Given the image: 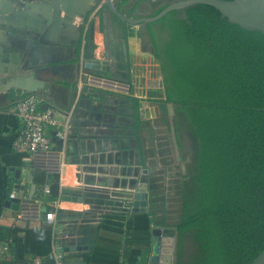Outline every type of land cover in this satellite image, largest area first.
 <instances>
[{
	"label": "crops",
	"instance_id": "1",
	"mask_svg": "<svg viewBox=\"0 0 264 264\" xmlns=\"http://www.w3.org/2000/svg\"><path fill=\"white\" fill-rule=\"evenodd\" d=\"M120 2L112 5L131 18L151 16L169 3ZM65 7L73 12L71 21ZM103 61L109 70L101 69ZM158 63L146 23L120 19L107 0H0V240H10L14 227L41 225L51 229V246L64 254L65 264H149L153 232L169 221L168 202H159L156 193L169 190L173 173L186 162L175 144L173 158L155 151L159 127L166 123L172 131L171 117L174 122L173 107L163 102ZM86 72L131 81L133 92L88 87L81 83ZM26 92L54 106L67 135L60 139L49 126L53 149L36 156L13 147L21 130L15 107ZM162 174L168 177L160 180ZM52 185L58 198H51ZM141 190L145 203L136 199ZM64 193L123 204L67 201ZM23 205L41 217L57 210L55 225L17 217ZM35 256L16 259L11 249L0 264H32Z\"/></svg>",
	"mask_w": 264,
	"mask_h": 264
},
{
	"label": "trees",
	"instance_id": "2",
	"mask_svg": "<svg viewBox=\"0 0 264 264\" xmlns=\"http://www.w3.org/2000/svg\"><path fill=\"white\" fill-rule=\"evenodd\" d=\"M146 27L178 147L181 123L194 140L179 219L168 226L172 264H249L264 250V34L207 3L169 10ZM50 194L59 197L57 185ZM10 235L16 259L52 248L51 229L41 225Z\"/></svg>",
	"mask_w": 264,
	"mask_h": 264
},
{
	"label": "built area",
	"instance_id": "3",
	"mask_svg": "<svg viewBox=\"0 0 264 264\" xmlns=\"http://www.w3.org/2000/svg\"><path fill=\"white\" fill-rule=\"evenodd\" d=\"M81 83L88 87L124 95L132 94L134 88L131 81L93 72L84 73ZM15 110L21 122V130L13 141L15 150L26 152L29 156L50 152L53 145L47 134L49 126L53 127L58 138H66V131L60 128L59 122L54 116V106L40 99L37 94L31 92L21 94ZM43 189L49 192L48 185H45ZM10 197H14V193H11ZM56 214L57 210L51 209L44 211L41 217L38 210L29 205H23L17 217L25 220H40L43 224L55 225ZM10 252L9 239L0 240V256L9 255ZM32 264H65L64 254L52 247L44 259L41 256H35L32 259Z\"/></svg>",
	"mask_w": 264,
	"mask_h": 264
},
{
	"label": "water",
	"instance_id": "4",
	"mask_svg": "<svg viewBox=\"0 0 264 264\" xmlns=\"http://www.w3.org/2000/svg\"><path fill=\"white\" fill-rule=\"evenodd\" d=\"M13 3V2H12ZM109 8L112 12L119 17L120 19L130 22V23H147L152 22L159 19L161 16L166 14L169 10L172 9H180L186 7L191 4L196 3H207L211 4L215 8H217L223 17H226L229 21L239 24L240 26L250 29L260 31L264 34V0H177L168 3L162 10H160L157 14L151 16H145L140 18H131L120 13L113 5L112 0H107ZM66 16L64 17L66 21H71L73 12L65 7ZM22 12V11H21ZM58 12V10H57ZM20 13V12H16ZM15 17V16H14ZM8 21H11V17H6ZM108 56V55H107ZM127 56L125 55V58ZM101 69H110L109 63L107 61L100 62ZM113 66V65H112ZM98 67V65H95ZM169 107H172V104H169ZM172 115V111H171ZM171 130L172 136L175 144V148L178 151V145L176 142L175 130H174V122L171 117ZM180 158V156H179ZM63 200H72L80 203H97V204H105V205H122V201H116L113 199H104L95 196H77L74 194L64 193L62 195ZM136 199L145 203L146 193L144 190L136 193ZM154 235L152 237V255L150 258L149 264H172L165 263L162 260L163 255V237L167 236L168 229L161 228L155 229ZM249 264H264V250L259 253Z\"/></svg>",
	"mask_w": 264,
	"mask_h": 264
},
{
	"label": "rangeland",
	"instance_id": "5",
	"mask_svg": "<svg viewBox=\"0 0 264 264\" xmlns=\"http://www.w3.org/2000/svg\"><path fill=\"white\" fill-rule=\"evenodd\" d=\"M158 66L160 67V64ZM160 69L161 68H159V70ZM173 113H174V109H173ZM172 116L174 117V115H172ZM179 123H181V121ZM159 126H161V125H159ZM171 132L172 131H170V128L167 127L166 123L163 124V127H159V134H160V137L162 140H160L161 142L158 141V143H157L158 146L155 149V151L158 155L162 156L161 154L165 153V157L167 155H170V157L172 156L171 158H173L174 143L171 142V137H172ZM179 135H180L179 137H180V141L182 144L181 150L184 152V155H186L185 156L186 162H184V166L180 167V171L173 173L175 176V179L174 178L170 179V180H174V182H173L172 186H170V185L168 186L169 190L167 191L165 189L163 191H159L156 193V194L159 193V197L157 198V200H159V202H164L165 200H167V202H168L167 209L169 211V221L168 222L166 221L165 224L163 225V227H161L163 229L164 228L168 229L169 228L168 226L170 224L175 223L179 219L180 197H181L180 180L183 176V173H185L188 170V168H187L188 166L186 167L185 163H189L193 159V156H194V140H193L191 134L189 133V131L187 130V128L182 123L179 126ZM166 177H168L167 174H162V176H160V180H162ZM178 179H179V182H177ZM154 201H155V199H154ZM191 244L192 243L188 237L186 240V245L191 248ZM164 247L167 248V252L165 253L166 255L164 257H162V260L165 263H172L174 251H175V237L172 235H169V234H167V236H164L163 237V248Z\"/></svg>",
	"mask_w": 264,
	"mask_h": 264
},
{
	"label": "bare ground",
	"instance_id": "6",
	"mask_svg": "<svg viewBox=\"0 0 264 264\" xmlns=\"http://www.w3.org/2000/svg\"><path fill=\"white\" fill-rule=\"evenodd\" d=\"M166 252H167V248L164 247V248H163V254H164V255H163L162 257H164V256L166 255V254H165Z\"/></svg>",
	"mask_w": 264,
	"mask_h": 264
},
{
	"label": "flooded vegetation",
	"instance_id": "7",
	"mask_svg": "<svg viewBox=\"0 0 264 264\" xmlns=\"http://www.w3.org/2000/svg\"><path fill=\"white\" fill-rule=\"evenodd\" d=\"M173 0H168V2L170 3V2H172Z\"/></svg>",
	"mask_w": 264,
	"mask_h": 264
}]
</instances>
